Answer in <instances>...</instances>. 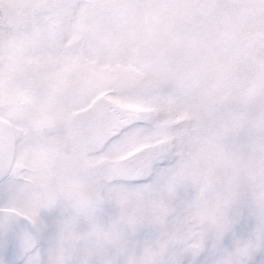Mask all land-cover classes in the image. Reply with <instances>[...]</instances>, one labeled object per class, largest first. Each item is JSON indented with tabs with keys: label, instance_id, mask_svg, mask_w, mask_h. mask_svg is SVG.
Listing matches in <instances>:
<instances>
[{
	"label": "snow or ice",
	"instance_id": "snow-or-ice-1",
	"mask_svg": "<svg viewBox=\"0 0 264 264\" xmlns=\"http://www.w3.org/2000/svg\"><path fill=\"white\" fill-rule=\"evenodd\" d=\"M172 11L168 0H0V249L13 264H49V234L70 215L85 221L62 193L146 194L155 153L118 161L163 131L185 78L182 49L163 39ZM57 208L67 213L46 222Z\"/></svg>",
	"mask_w": 264,
	"mask_h": 264
},
{
	"label": "clouds",
	"instance_id": "clouds-1",
	"mask_svg": "<svg viewBox=\"0 0 264 264\" xmlns=\"http://www.w3.org/2000/svg\"><path fill=\"white\" fill-rule=\"evenodd\" d=\"M168 3L173 11L164 18L163 39L182 49L187 72L171 84L163 131L118 161L151 151L162 166L152 169L143 196L100 198L86 186L62 193L69 210L83 209L85 221L69 216L49 264H258L264 258V0ZM209 40L216 45L210 57ZM105 207L114 211L107 219Z\"/></svg>",
	"mask_w": 264,
	"mask_h": 264
},
{
	"label": "rangeland",
	"instance_id": "rangeland-1",
	"mask_svg": "<svg viewBox=\"0 0 264 264\" xmlns=\"http://www.w3.org/2000/svg\"><path fill=\"white\" fill-rule=\"evenodd\" d=\"M141 183H147L148 181L147 180H143V181H140ZM5 198V193L3 192L2 189H0V201H2L3 199ZM67 213V210L66 209H63V208H57V209H54L52 210L51 212H45L42 214L43 216V219L46 221V222H53L55 221L56 218H58L59 216L63 215V214H66ZM114 214V211L109 208V207H105L104 210H103V216L104 218H109L111 217L112 215ZM244 228V225L241 224V225H238L236 230L237 231H241L243 230ZM55 240V233H50L49 236L46 238L45 242H44V251L46 252L48 250V248L52 245V243L54 242ZM264 260V258L262 257H257V261H258V264H261V261ZM5 264H13V263H7L5 262Z\"/></svg>",
	"mask_w": 264,
	"mask_h": 264
},
{
	"label": "water",
	"instance_id": "water-1",
	"mask_svg": "<svg viewBox=\"0 0 264 264\" xmlns=\"http://www.w3.org/2000/svg\"><path fill=\"white\" fill-rule=\"evenodd\" d=\"M0 259H2L4 262L7 263H13L17 257L14 256L12 250L8 248L7 246L0 249Z\"/></svg>",
	"mask_w": 264,
	"mask_h": 264
}]
</instances>
